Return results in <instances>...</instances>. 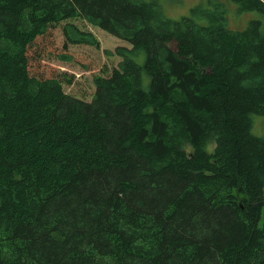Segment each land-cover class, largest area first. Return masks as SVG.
Masks as SVG:
<instances>
[{
  "label": "trees",
  "instance_id": "1",
  "mask_svg": "<svg viewBox=\"0 0 264 264\" xmlns=\"http://www.w3.org/2000/svg\"><path fill=\"white\" fill-rule=\"evenodd\" d=\"M213 4L0 0V264H264V0ZM76 17L130 44L89 101L28 68L98 48Z\"/></svg>",
  "mask_w": 264,
  "mask_h": 264
},
{
  "label": "rangeland",
  "instance_id": "2",
  "mask_svg": "<svg viewBox=\"0 0 264 264\" xmlns=\"http://www.w3.org/2000/svg\"><path fill=\"white\" fill-rule=\"evenodd\" d=\"M155 2L163 11L164 15L171 19H179L180 16L188 15L190 9L197 5L203 8H213L214 2L225 0H146ZM229 2V1H228ZM227 24L233 29H243L251 19L260 17L256 11L237 10L235 3L229 2L227 5ZM74 24L84 30L91 31L98 38L99 46L95 51H86L84 47H70L69 50L62 48V37L45 35L40 37L29 48V69L34 75L40 77H58L62 80L63 90L75 97L91 100L95 85L96 75H108L111 70L118 66L121 57L116 53L108 54L106 50L113 51L116 46L130 44L102 28L88 23L86 20L76 17L71 20ZM200 21V20H199ZM202 22V21H201ZM62 26L64 22H60ZM58 29V28H57ZM56 29V30H57ZM114 52V51H113ZM70 58H62V55ZM96 54V55H95ZM68 77V80L62 78ZM251 133L256 136H264V116L251 114ZM214 144L206 147L211 151ZM264 221V205L262 207L259 223Z\"/></svg>",
  "mask_w": 264,
  "mask_h": 264
}]
</instances>
